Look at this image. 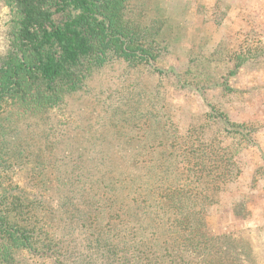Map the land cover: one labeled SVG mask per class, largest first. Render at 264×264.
Returning <instances> with one entry per match:
<instances>
[{
    "label": "trees",
    "instance_id": "16d2710c",
    "mask_svg": "<svg viewBox=\"0 0 264 264\" xmlns=\"http://www.w3.org/2000/svg\"><path fill=\"white\" fill-rule=\"evenodd\" d=\"M135 1L0 0L9 10L0 54V264L29 256L40 264H261L243 240L208 232L210 211L241 173L223 141L187 137L159 143L150 158L123 155L124 133L93 124L70 133L56 116L101 69L153 67L171 50L164 22L137 20ZM208 106L225 135L251 143L245 125ZM139 119L143 139L150 123Z\"/></svg>",
    "mask_w": 264,
    "mask_h": 264
},
{
    "label": "rangeland",
    "instance_id": "374dc122",
    "mask_svg": "<svg viewBox=\"0 0 264 264\" xmlns=\"http://www.w3.org/2000/svg\"><path fill=\"white\" fill-rule=\"evenodd\" d=\"M8 14L0 2L1 55L7 50ZM133 14L142 23L164 22L171 50L153 67L117 63L101 69L87 91L68 98L57 118L67 120L70 133L77 124H93L100 133L106 129L108 136L124 133L123 155L150 158L159 143L169 147L187 137L197 145L223 141L241 173L210 211L208 232L213 238L226 233L243 240L264 264V0H136ZM208 104L245 125L251 143L241 146L240 136L225 135ZM140 114L150 123L143 139L133 126L144 128ZM20 175L17 182L24 184L28 174ZM21 260L40 264L30 256Z\"/></svg>",
    "mask_w": 264,
    "mask_h": 264
}]
</instances>
